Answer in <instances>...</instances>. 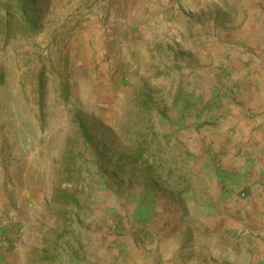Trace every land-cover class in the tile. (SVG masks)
Returning a JSON list of instances; mask_svg holds the SVG:
<instances>
[{
    "label": "rangeland",
    "instance_id": "obj_1",
    "mask_svg": "<svg viewBox=\"0 0 264 264\" xmlns=\"http://www.w3.org/2000/svg\"><path fill=\"white\" fill-rule=\"evenodd\" d=\"M22 1L0 0V217L13 213L0 264H114L125 237L160 264L164 235L171 264H216L241 233L217 221L251 189L235 187L233 152L212 135L264 73V0H189L186 21L168 0L141 44L121 35L122 0H29L32 32L17 24Z\"/></svg>",
    "mask_w": 264,
    "mask_h": 264
},
{
    "label": "crops",
    "instance_id": "obj_2",
    "mask_svg": "<svg viewBox=\"0 0 264 264\" xmlns=\"http://www.w3.org/2000/svg\"><path fill=\"white\" fill-rule=\"evenodd\" d=\"M178 3L181 10L175 11L173 15L178 14L180 19L186 21L187 15L193 9L192 3L189 0H181ZM172 4L173 2L168 0H122L119 10L127 16L118 19L126 25L121 35L127 39L132 36L139 37L140 39L136 42L140 44L148 38L154 39L156 33L159 34L164 28L162 26L166 25L164 18L171 15L169 12L172 11L169 7ZM177 5L175 4L174 7ZM171 22L174 23V20ZM171 26L174 27L170 30L173 32L181 30L183 33L185 30L180 25L175 26V23ZM256 80L257 82H251L250 90L246 94H236L238 102L233 106L228 105V108L224 107V110L230 109V111L227 110L230 114L227 115L225 124L212 135V138L214 137L219 143L218 146L224 144L233 152L223 163L234 167L232 179L235 187L240 189L247 184L251 189L242 208L236 211V218L231 220L221 218L217 221V226L221 230L236 229L241 233L238 239L240 244L237 247H226L222 252L213 250L212 255L216 257V264H264V73L260 76L256 75ZM228 127L234 128L232 136H228ZM239 145L244 146L247 161L243 159L241 161V158L235 155V149ZM254 182L257 184L253 185ZM234 192H236L234 189L223 192V198L230 199L231 203L235 202ZM237 201L235 204L241 203ZM165 237L164 235L162 239L155 241L153 252L156 253V260L160 264H171V251L168 249L169 242L164 239ZM125 239L127 240L121 243L123 258L113 263L143 264L141 251L131 240L126 237Z\"/></svg>",
    "mask_w": 264,
    "mask_h": 264
},
{
    "label": "trees",
    "instance_id": "obj_3",
    "mask_svg": "<svg viewBox=\"0 0 264 264\" xmlns=\"http://www.w3.org/2000/svg\"><path fill=\"white\" fill-rule=\"evenodd\" d=\"M8 11V10H7ZM18 12V21L17 24L20 27V32H32L36 30V27L39 23L38 12L32 10L30 8V1L23 0L20 5L16 8ZM7 27V25H6ZM78 131L80 136L86 141H92L93 136L90 130L85 125L84 121L78 120ZM142 150L140 148L137 150L136 154L132 157L137 158V156H141Z\"/></svg>",
    "mask_w": 264,
    "mask_h": 264
},
{
    "label": "built area",
    "instance_id": "obj_4",
    "mask_svg": "<svg viewBox=\"0 0 264 264\" xmlns=\"http://www.w3.org/2000/svg\"><path fill=\"white\" fill-rule=\"evenodd\" d=\"M242 197H245L244 193H241ZM13 220V213L9 212L4 217H0V231L6 230V228H10L11 221Z\"/></svg>",
    "mask_w": 264,
    "mask_h": 264
}]
</instances>
